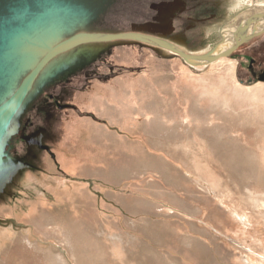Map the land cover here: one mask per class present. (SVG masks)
Here are the masks:
<instances>
[{
  "label": "rangeland",
  "instance_id": "rangeland-1",
  "mask_svg": "<svg viewBox=\"0 0 264 264\" xmlns=\"http://www.w3.org/2000/svg\"><path fill=\"white\" fill-rule=\"evenodd\" d=\"M262 4L264 0H2L0 104L50 48L82 32H140L203 54L222 40L230 22L249 17ZM22 28L28 32L22 31L17 53L9 58L15 46L9 35ZM44 67L11 123L20 125L19 132L4 145L13 157L34 165L18 166L0 179L1 218L26 200L40 202L49 212L50 193L68 189L57 182L62 176L81 183V176L69 175L106 168L132 174L109 172L104 178L111 186L117 178L153 186V216L136 234L148 247L180 253L184 264H264V80L259 79L264 33L231 56L205 65L142 41L113 40L66 50ZM74 121L93 124L97 133L70 137L66 127ZM24 127L26 133L35 131L48 149L23 139ZM56 154L60 168L69 164L76 169L66 170L68 177L56 173ZM35 164L44 171L28 169ZM27 185L41 191L29 197ZM41 193L49 198L40 200ZM157 204L164 206V214L168 208L169 216L161 215ZM37 219L41 227L57 226L64 245L62 236L71 225L64 220L56 225L53 215ZM7 222L0 219V264L15 238L36 249L24 238L34 242L25 232L31 227L8 229ZM102 230L75 234L72 229L75 249L62 245L68 252L58 253L70 252L74 264H87V259L117 264L107 254L122 236ZM13 243L7 264H46ZM49 249L41 246L40 251L47 257ZM169 263L182 264L173 257Z\"/></svg>",
  "mask_w": 264,
  "mask_h": 264
},
{
  "label": "crops",
  "instance_id": "crops-1",
  "mask_svg": "<svg viewBox=\"0 0 264 264\" xmlns=\"http://www.w3.org/2000/svg\"><path fill=\"white\" fill-rule=\"evenodd\" d=\"M56 157L57 154L54 159L56 173L67 176V172L60 168ZM20 158L25 160L23 157ZM25 164L32 167L34 165L26 160ZM24 169L20 171L24 172ZM28 169L44 171L43 168L37 164H35L34 168ZM109 172H113V175H117L118 177L122 175H132L123 174L120 171H118V173L117 171ZM109 172L106 168H97V171H95L94 168H85L81 169L80 172H73L74 174L68 172L70 174H68L69 176H81L78 178L81 184L68 187L65 192L59 191L57 188L55 192L52 191L50 193V198L48 200L49 206L43 203L45 206L49 207V213L55 218V224L57 225L64 220L65 223L71 225L75 234L83 233V231L89 233L103 228L106 233H117V235H121L122 238L117 239L113 251L107 254L110 257L115 256L117 264H170L169 261L171 257L177 258L184 264V260L180 258V253L164 254L159 249L148 247L145 242L139 241L136 237L140 228L145 230L146 227L144 225L147 219H150L149 216H153V209L156 204L153 200V186L149 183L137 185L130 180H122L120 178H117V183L111 186L106 183L107 180L104 178L110 174ZM59 178L61 177L59 176ZM31 188L32 187L28 185L26 186L29 197H31L33 193L41 191H36ZM45 191L47 190L42 188V192ZM20 207L26 211L25 213H27L29 209H34L36 207L39 212L41 211L42 204H40V202L37 204L34 202L33 204V202H27L26 200ZM157 207H160L161 215L169 216L170 212L168 208L164 214V206L157 204ZM3 211L5 210L3 209ZM6 213L8 216L4 213L2 218L0 215V219L8 221L6 225L8 229L11 225L17 228L20 227L19 229H27V226H29L33 231L25 232L26 234H31L33 240L38 243L40 248L41 246L45 249L52 248L55 253L65 251L66 248L62 246L59 239L60 232H58L57 226H54L53 223L49 226H39L36 222L39 220L37 218H39L40 215L37 216V213H35L34 216H31L32 213H28L29 215L18 216L17 218L11 216L12 214H9V212ZM109 225H114L113 229L115 230L112 231ZM165 232L166 234L168 233L167 230H165ZM18 234L21 235V231ZM46 234L49 236L47 237ZM0 238L3 240L2 235H0ZM13 242H18V245L23 251L25 250L23 252L24 255L33 256V258L36 259H41L42 257L46 264H51L40 249L36 250L35 248L22 244L17 238L10 241L8 252L2 255L5 264H7L6 258L9 259L13 254ZM66 251L68 252V249H66ZM67 252L66 254L71 258V264H74L71 253ZM87 252L89 254L87 256H90V248L87 249ZM111 262V259L105 261L106 264H111ZM87 264H100V261H91L87 259Z\"/></svg>",
  "mask_w": 264,
  "mask_h": 264
},
{
  "label": "water",
  "instance_id": "water-1",
  "mask_svg": "<svg viewBox=\"0 0 264 264\" xmlns=\"http://www.w3.org/2000/svg\"><path fill=\"white\" fill-rule=\"evenodd\" d=\"M2 1V0H0ZM3 13V12H1ZM262 18H254L249 22H245L242 27L235 29V32L230 35H225L223 29L222 32V40L211 50L203 54H191L184 52L176 45L172 44L171 42L149 34L140 33V32H121V33H89L85 36L74 37L73 39L62 43L61 45L55 47L51 52H49L43 60L39 63V65L33 69L29 74H27L18 90L5 102L0 104V133L4 131L10 123L11 118L15 114V110L20 106L22 99L26 93V90L30 86L34 77L39 73L41 68L47 63L50 59H52L57 54L69 50L73 47L81 45L87 42L93 41H113V40H138L145 43H149L151 45L169 49L181 57H183L188 63L193 65H205L212 62H215L221 58L229 57L235 52L242 44L251 41L253 38L261 35L264 33V22L261 20ZM260 23V25H259ZM263 23V24H261ZM22 31L28 32L26 29H20L18 33L15 31L12 32L9 37L14 39L15 42L18 44L19 38L22 34ZM239 33V36L237 35ZM13 44V42H12ZM17 45H15L14 51L9 52V58L17 53L15 49ZM223 47V48H222ZM260 80H264V73L260 74ZM17 126H19L17 124ZM37 144L41 143L39 141H35ZM44 148L48 149V146H43ZM5 157H7V161L3 160L0 165V179L5 176L11 169L25 164V160L20 157H13L10 155V151L6 150L4 153Z\"/></svg>",
  "mask_w": 264,
  "mask_h": 264
},
{
  "label": "bare ground",
  "instance_id": "bare-ground-1",
  "mask_svg": "<svg viewBox=\"0 0 264 264\" xmlns=\"http://www.w3.org/2000/svg\"><path fill=\"white\" fill-rule=\"evenodd\" d=\"M250 9V8H249ZM251 12V13H250ZM249 17H243V16H239V18H236L234 21H232V22H230L225 28H223V29H225V31H224V34L225 35H230V33L232 34L233 32H235V29H237V28H239V27H242L244 24H245V22H249L250 20H252V19H254V18H262L261 20H262V22H264V4H262V5H259L258 7L257 6H255V8L252 10V11H249L248 12V14H247ZM261 24H263V23H261ZM259 25H260V23H259ZM88 33H85V32H82V33H80V34H78V35H75V36H72V37H70V38H68V39H66V40H62L61 42H59V43H57L55 46H53L52 48H50L47 52H46V54L41 58V60L38 62V63H40L42 60H43V58L49 53V52H51L53 49H55V47H57V46H59V45H61L62 43H65V42H67V41H69V40H71V39H73L74 37H80V36H85V35H87ZM238 36H239V33L237 34ZM12 40V39H11ZM93 42H107V41H93ZM87 43H92V42H87ZM87 43H83V44H87ZM83 44H81V45H78V46H82ZM78 46H76V47H78ZM178 47V46H177ZM74 48V47H73ZM180 48V47H179ZM223 48V47H222ZM72 49V48H71ZM181 49V48H180ZM169 50V49H168ZM181 50H183V49H181ZM171 51V50H170ZM184 51V50H183ZM184 52H186V51H184ZM62 53V52H61ZM175 53V52H174ZM58 55V54H57ZM56 55V56H57ZM55 57V56H54ZM53 57V58H54ZM52 58V59H53ZM183 58V57H182ZM52 59H50L49 61H51ZM184 59V58H183ZM48 61V62H49ZM37 63V65H36V67L39 65ZM46 64V63H45ZM45 66V65H44ZM43 66V67H44ZM35 67V68H36ZM41 68V70L43 71V69L45 68ZM34 68V69H35ZM39 71V73L34 77V79L32 80V82H31V84H30V86L28 87V89L26 90V93H25V95H24V97H23V99H22V102H21V104H20V106L15 110L16 112H15V114L13 115V117L11 118V120H10V123H9V125L7 126V128L4 130V131H2L1 133H0V165H1V163H2V161L3 160H6L7 161V157H5V155H4V153H5V146H6V144L8 143V142H6V140H8V137L9 136H11V135H15V134H17L18 132H19V127H20V125L19 126H17V124H16V126L17 127H13L12 126V121H13V119H14V117L16 116V114H17V112H18V110L20 109V107L24 104V99L26 98V95H27V93L31 90V88H32V86H33V83L35 82V80L36 79H38V77L40 76V74L42 73V71ZM22 83V82H21ZM21 85V84H20ZM20 87V86H19ZM18 90V89H17ZM16 90V91H17ZM15 91V92H16ZM14 92V93H15ZM13 93V94H14ZM9 99V98H8ZM8 99H6L5 101H7ZM4 101V102H5ZM109 102H107V104H108ZM109 107H112V108H114V109H117V107L116 106H113V105H110ZM113 111H115L116 112V110H113ZM101 116H102V114H100ZM70 125L68 126V127H66V130H67V133H68V135L70 136V137H73V138H76V139H78V138H80V137H82L83 135H87L88 133L91 135L92 134V136H94L96 133H97V130L94 128V125L93 124H90V123H88L87 121H84V122H82V121H74V122H71V123H69ZM102 125H100V127L99 128H104V127H101ZM168 136H169V134H168ZM10 139V138H9ZM26 140V139H25ZM6 142V143H5ZM37 143V142H36ZM5 145V146H4ZM39 146H41L40 144H38ZM42 147V146H41ZM11 155V154H10ZM25 165V164H24ZM16 168V167H15ZM15 168H13V169H15ZM13 169H11V170H13ZM65 171L67 170L68 172H72V170L74 171V170H76L73 166L71 167V166H69V164H67V167H65V168H63ZM10 170V171H11ZM62 176V175H61ZM63 178V179H62ZM62 178L59 180V181H57V182H59V183H62V184H64L67 188L68 187H72V186H77V185H80L81 183H76V182H72V181H70V180H67V179H65V177H63L62 176ZM39 184H44V183H39ZM50 184H48V186H49ZM64 188V190H66L67 188ZM48 194L47 193H41V194H39V198H40V200H43V199H46L48 196H47ZM49 198V197H48ZM21 204L20 203H15L13 206H11V216H14V217H18V216H25L26 214H28V213H32V215H34L35 213H37V216H39L40 215V217L41 216H43V215H46V216H49V219H50V217L52 216L48 211H46V208L45 207H41V211H37L38 209H37V207L36 208H31V209H29L28 211H27V213H25L26 211L25 210H23V209H21ZM39 213V214H38ZM41 213V214H40ZM46 213V214H45ZM61 228H64L63 226L61 227ZM102 232L104 233V232H106L105 230H102ZM109 234V233H108ZM2 235V234H1ZM72 229H70L69 231H68V227L66 228V232L64 233V235L62 236V239H63V243H64V245L63 246H66L67 248H69V249H72V250H74L75 249V240L72 238ZM24 238H25V240H26V243H30L31 245H33V246H35L36 247V249L37 250H41V248L38 246V243L37 242H32L29 238H28V236H24ZM2 241V239L0 238V242ZM65 257H67L66 256V254H63V253H55L54 252V250L52 249V248H50L49 250H48V254H47V259L49 260V262L51 263V264H68V260L65 258ZM244 259H245V257H244ZM245 262H247V263H250V261H249V259H246L245 260ZM1 264H2V262H1Z\"/></svg>",
  "mask_w": 264,
  "mask_h": 264
},
{
  "label": "flooded vegetation",
  "instance_id": "flooded-vegetation-1",
  "mask_svg": "<svg viewBox=\"0 0 264 264\" xmlns=\"http://www.w3.org/2000/svg\"><path fill=\"white\" fill-rule=\"evenodd\" d=\"M26 128H27V127H24V128L22 129V133H21L22 138H23V139H26V141H27L28 143H31V144L36 143L35 141H39V139H38V137H37V136H38L37 133H35V131H33L32 133H26V132H25ZM39 142H40V141H39Z\"/></svg>",
  "mask_w": 264,
  "mask_h": 264
}]
</instances>
